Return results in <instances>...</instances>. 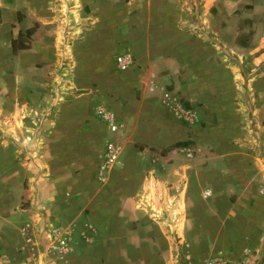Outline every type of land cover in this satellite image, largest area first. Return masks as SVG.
Segmentation results:
<instances>
[{"label": "crops", "instance_id": "0c3cea01", "mask_svg": "<svg viewBox=\"0 0 264 264\" xmlns=\"http://www.w3.org/2000/svg\"><path fill=\"white\" fill-rule=\"evenodd\" d=\"M64 1L68 4V0ZM70 1L71 11L75 13L74 28L82 33L67 54L77 65L66 81L72 88H78L85 78L100 81L103 71H109L114 54L130 53L141 65L154 60L193 59L194 37L190 31L182 37L181 28H198L207 38L217 36L222 43L231 34L233 20L240 26L253 28L250 39L253 46L239 52L247 54L245 57L255 67L261 66L257 78L248 87L257 85L251 119L262 133L247 134L246 139L252 141L248 147L226 150L228 170L221 172L222 198L218 201L216 196L201 197L204 187L213 194L217 190L201 174L208 170H187L188 177L181 181L187 166L162 164L157 170L164 174L157 175L153 182L146 176L152 166L147 160L135 163V169L128 172L132 175L124 176L121 170L125 165L132 166V160L137 161L132 147L133 140L138 139L135 132L124 143L123 158L129 157L126 159L129 163L121 170L110 167L99 171L97 166L80 165L82 171L89 173L90 180L84 183L71 180L70 165L62 159L68 154L67 134L63 133L68 131L66 119L53 112L41 117L40 111L55 104L53 85L60 73L55 68L54 74L48 75L49 65L65 57V48L56 43L58 36H61L59 42H65L57 23L56 10L60 3L0 0V59L12 55L11 38L38 23L31 34L29 50L31 98L22 97L21 84H11L10 97L0 90V264H38L41 253L48 252L51 242L61 233L68 235L70 253L62 259H49L48 264H99L82 259L89 250L102 251L104 246L103 251L114 248L129 253L123 262H117L121 264H264V256L258 258L264 240V195L258 193L264 188V149L260 146L264 138V0H170L158 5L160 13L156 11L155 0H129L119 6L110 0ZM22 3L28 6L32 23L25 19L17 21L16 12H20ZM64 6L67 8L63 3ZM83 6L89 8L88 14ZM151 27L177 30L176 37L165 38L160 32L161 36L155 38L156 32L149 31ZM120 46L122 52L118 51ZM58 51L62 52L61 56ZM249 66L245 67L247 75ZM69 94L68 90L60 93L62 101L57 102L58 109L73 101L68 102ZM91 96L80 105L86 113ZM31 107L36 117L32 120L21 117V109ZM146 109L143 107L144 114ZM150 114L154 116L155 112ZM140 116L135 123L148 122L144 115ZM80 126L87 131L91 121L87 123L83 119ZM161 138L157 136L155 141L150 138L146 142L159 149L175 143H164ZM98 172L104 173L103 180L93 178V173L97 177ZM165 183L170 184L167 188L173 189L172 193L165 190L161 197L150 193V188L163 187ZM82 187L87 188L86 195H81L83 198L77 190ZM120 194L127 196L123 204L116 202ZM113 206L126 211L124 215L117 210L122 216L119 221H113L110 214ZM154 210L162 213L161 216ZM181 219L178 231L174 224ZM170 220L175 221L171 225L175 229L172 234L179 241L176 249L169 244L170 234H166ZM151 239L154 241L150 243ZM122 240L124 245L114 246V241Z\"/></svg>", "mask_w": 264, "mask_h": 264}, {"label": "rangeland", "instance_id": "374dc122", "mask_svg": "<svg viewBox=\"0 0 264 264\" xmlns=\"http://www.w3.org/2000/svg\"><path fill=\"white\" fill-rule=\"evenodd\" d=\"M53 1L57 4L60 3V5H57L58 10H56L57 23L63 32L62 36L65 42H59L61 36H58L56 43H60L59 45L65 48V57L62 56V59H58L57 62L53 61L49 65L48 75L54 74L56 68V72H59L61 76L56 77L53 85L52 98L55 104H52L53 107H49L50 109L45 108L40 111L42 112L41 117H44L47 112H53L56 116H63L66 119L68 131L63 133L67 134L68 145L66 149L68 154L62 159L70 165L69 178L71 180H80L81 183L90 180L88 179L89 173L82 171L80 165L87 164L89 168L97 166L98 169L102 163L104 144L107 141H112L118 146L119 154L111 167L117 171L121 170L123 165L129 163L126 160L129 157L124 156L123 158L124 143L128 140L129 135L135 132L138 134V139L133 140L132 147L136 151L137 157L134 158L137 161L132 160L134 163H132V166L130 165L131 167L125 165L124 169L121 170L124 176L126 174L131 176L132 174H128L129 169L130 171L131 168L134 170V165L144 161L147 162V160H150L149 162L152 165L150 168L152 170L160 169L162 164L172 166L173 163H178L182 167L187 166L184 170L185 172H183L184 174L182 173L181 181L188 177L190 172H187V170H193L194 168L208 170V173L201 171V174L207 178L209 183L217 186V190L213 194L210 189L204 187L201 191V197L205 199L210 196H216V201L221 200V172L225 171V169L228 170L226 150L228 148L241 149L248 147L252 141L246 139L247 134L259 136L262 133L259 126L251 119V105L256 100L255 91L257 85L254 88L248 87V83H252L255 77L257 78L261 66L255 67L251 63V59L245 57L247 54L239 52L253 46L254 43H250V39H252L251 36L254 29L240 26L238 22L232 19L231 23H234V26L231 28V34L225 36V42L222 43L218 41L217 36L216 38H207L205 32L198 30V28L194 27L189 30L188 28H181L182 37L187 35L189 31L194 37V54L191 53L194 55L193 59L184 61L154 60L148 64L141 65L129 53L131 56L130 65L124 70H119L115 66V56L118 54H114L109 71H106V69L103 71L100 81L92 78L87 81L85 78V82L79 84L78 88H72V86H68L69 84L66 81L70 78L69 74L77 65L68 58L67 54H69V48H72V45L80 38L82 33L77 32L74 28L76 20L74 11H71V1L68 0V4L64 0ZM110 1L116 2L114 4L117 5L129 0ZM154 2L157 6H161L170 2V0H155ZM63 3L67 5V8L65 6L62 7ZM75 3L82 6L78 1ZM19 8L20 12H16L17 21L25 19L32 23V16L28 14V6H24V3H22ZM159 8L158 6L156 11L160 13ZM83 10L85 14H88L89 8L87 6H83ZM243 21L247 22L248 19H243ZM33 26L30 27L35 30L38 23L34 22ZM149 31L151 34L156 32L155 38L161 36L160 32H163L162 35L169 39L176 37L177 33V30L172 29L170 31L169 29H162V27H151ZM31 37L30 35L27 39V49L19 50L15 54H10L7 55L8 57L0 59V90L9 97L8 89L14 83L22 85V88H20L22 89V93L20 92L22 97L31 98V94H28V92L32 91V61L29 59V50L32 48ZM121 48L120 46L118 51ZM123 50L125 51V49ZM59 51L58 56H61L62 52ZM246 65H250L248 70L250 74L248 75L245 71ZM11 71L14 77L11 76ZM104 74L106 75L104 76ZM72 78L75 77L73 76ZM12 79H14V82H12ZM30 89L31 91H29ZM65 90L70 91L68 102L73 100V103L69 102L62 109H58L57 102L60 103L62 101L60 93L65 92ZM23 91L26 92L24 93ZM91 95H95V97L93 98ZM88 96L91 97L87 105L88 112L86 113L85 107L81 108L80 105L89 98ZM77 102L79 103L78 107L76 106ZM143 107H147L145 111L147 114H144ZM99 109H103L111 115L113 124L116 125L115 131L111 132L109 130L108 121L98 112ZM151 111L155 112L154 116L150 114ZM20 115L21 117L26 116L31 120L36 117L32 107L21 109ZM140 115H144L148 122L135 123L136 120L141 119ZM83 119L87 123L91 121V126H89L87 131H83L82 126H80L83 123ZM157 136L162 137L161 141L164 143L179 141L182 145L178 147H169V145L159 149L157 146L149 145L146 142V139L150 138L155 141L154 139ZM142 137L145 140H141ZM83 138H85V141ZM260 146L264 149V138H262ZM138 147H141V150ZM161 150L163 152L160 154ZM151 169L147 171L146 176H148L149 180L153 179V182L157 180V175L161 176L164 174L162 171L153 172ZM103 174H97L96 177L95 173H93V178L103 180ZM91 176L92 173H90V178H92ZM163 178L168 181L165 176ZM168 186L170 184L166 185L165 183L163 187L162 185H157L150 188L149 191L154 194V197H161V193H164L165 190L170 191V193L174 191L167 188ZM77 190L81 191V198L87 193V188L85 187ZM258 193L264 195V188H260ZM109 195L107 193L106 197L108 198ZM126 197L120 194L116 198V202L123 204ZM118 209L120 214H126V211L121 206L116 208L113 206L110 211L113 221H119L122 218L117 212ZM153 212H157V215L160 216L162 214L155 210ZM160 216L157 218H160ZM173 222L175 221L170 220V224L166 226V234H170V239L168 238L169 244H172L173 249H176L179 246V241L178 237L172 234V231L175 230H173L171 225ZM176 222L177 224H174V226L179 231L182 219ZM133 226H135V223ZM152 241L154 239L149 242L151 243ZM124 243L123 240L114 241V246L124 245ZM103 248H101L102 251L89 250V253L82 260H91L99 264H115V262L116 264H121L117 262H123L124 257L129 254L123 250L115 251L114 248L110 252L103 251L105 250ZM69 253L70 251L62 255V257H66ZM259 254L258 258L261 259L264 256L263 243ZM131 256L132 254L129 258L132 260ZM62 257L42 252L38 258V264H48L49 259L53 258L55 261L62 259Z\"/></svg>", "mask_w": 264, "mask_h": 264}, {"label": "built area", "instance_id": "2783aa9c", "mask_svg": "<svg viewBox=\"0 0 264 264\" xmlns=\"http://www.w3.org/2000/svg\"><path fill=\"white\" fill-rule=\"evenodd\" d=\"M130 63H131V56L129 53H121L115 56V66L119 70H124L128 68ZM98 112L101 113L103 117L107 119L109 130L111 132L115 131L116 125L113 124L111 115L106 113L103 109H99ZM118 154H119L118 146L112 141H107L104 144L103 159L101 165L98 168L99 171L110 168L117 160ZM67 243H68V235L66 233H61L58 237L54 239L53 242H51V245L48 248V253L54 256L57 255L58 257H62V255L66 254L70 250ZM263 246H264V240H263Z\"/></svg>", "mask_w": 264, "mask_h": 264}, {"label": "trees", "instance_id": "16d2710c", "mask_svg": "<svg viewBox=\"0 0 264 264\" xmlns=\"http://www.w3.org/2000/svg\"><path fill=\"white\" fill-rule=\"evenodd\" d=\"M33 27L27 28L24 31V33L18 32L14 38L10 39L9 46H10V52L12 54H15L19 50H24V49L28 48L27 39L31 35V33L33 31ZM180 145H182V143L177 141V142L173 143L172 145H170L169 147H178ZM138 149L141 150V147H138ZM161 152H163V151L161 150L160 154H161Z\"/></svg>", "mask_w": 264, "mask_h": 264}]
</instances>
